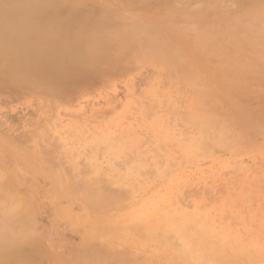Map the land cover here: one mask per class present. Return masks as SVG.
<instances>
[{"label": "rangeland", "instance_id": "obj_1", "mask_svg": "<svg viewBox=\"0 0 264 264\" xmlns=\"http://www.w3.org/2000/svg\"><path fill=\"white\" fill-rule=\"evenodd\" d=\"M62 1L67 6L108 11L115 24L151 26L163 41L175 37L176 49L188 50L183 36L195 40L194 35L208 25L215 35L226 34L225 38L236 37L241 42L223 39L218 42L224 44L218 45L221 51L222 45L225 49L221 56L211 54V59L206 56L203 62L183 61L194 72L189 70L193 74L189 77L181 75L194 78L183 80L189 85L179 80L183 72L174 69L177 63H147L138 57L131 59L129 66L125 62L127 65L106 67L107 73L91 76L93 81L90 79L81 90L53 101V97L40 95V90H24L27 94L22 91L26 94L22 97L15 95L19 90L0 92V174L6 185L12 186L8 189L13 188L27 201L22 206L17 204V210L29 211L24 227L32 231L23 227L29 231V239L36 233L35 240L26 243L32 264H70L87 247L95 250L104 264H264L263 123L260 126L264 122V0H210L209 5L204 0H174L170 5L162 0H147L145 4L128 0ZM192 24L198 33L193 34L192 28L189 33ZM214 34L211 37L218 38ZM226 40L231 44L225 45ZM246 51L249 61L256 57L250 62L252 69L246 65L248 61L245 63L249 58ZM217 57L223 61L218 62ZM171 69L176 71L175 78ZM229 86L236 87L232 91ZM204 89L211 97L215 90L219 92V98L216 91L215 98L202 93L212 99L208 104H215L217 111L206 106L208 99L200 95ZM246 94L250 101H246ZM178 97H183L182 103ZM207 107L219 125L209 132L211 136H204L201 124L183 119L184 112L188 116L192 110L202 114ZM257 108L262 112L256 113ZM237 119L246 125H238ZM203 139L207 143L204 148ZM84 180L93 189L100 186L99 193L102 182L109 181L115 192L106 184L108 190L104 188L102 194L113 195L111 201H116L87 206L84 196L88 191L66 188V183ZM2 183L0 179L5 190ZM90 257L83 262L76 259V263L92 264L96 258Z\"/></svg>", "mask_w": 264, "mask_h": 264}, {"label": "bare ground", "instance_id": "obj_2", "mask_svg": "<svg viewBox=\"0 0 264 264\" xmlns=\"http://www.w3.org/2000/svg\"><path fill=\"white\" fill-rule=\"evenodd\" d=\"M128 1L131 3H134V4H140V3L145 4L147 2V0H128ZM162 1H164L167 5H170L171 3H173L174 0H162ZM189 2H190V0H189ZM176 3H178V2L176 1ZM176 3H175V5H176ZM204 3L209 5L210 0L209 1L204 0ZM198 4H200V3H198ZM200 5H202V4H200ZM74 6H75L74 4L67 6L64 4V2L62 0H0V92H2V91L4 92L5 90H7V91L11 90V91L17 92V90H19L20 93L19 92L15 93V95L17 94L16 97L17 96L22 97L26 93V91H24V90H27L29 92H31L33 90H40L41 91V93L39 92L40 95L43 94L46 97H51V98L53 97L52 98V101H53V99H55V98L56 99L63 98V97H66L70 94L76 93L77 91L81 90L84 86H86V84L88 82H90L91 80L93 81V79H92L93 77H91V76H94V78H96V77L98 78L99 76H97V75H100V74H103L104 72H106L107 71V70L105 71L106 67H110L112 65H118L121 63L122 64L128 63V66H129V63H132L130 60L132 59V61H134V59L135 58L138 59V57L142 58V60H144L146 62L152 60L157 64H160L161 62H164V63L165 62H167V63L168 62H175V63H177L176 64L177 66L175 65L173 67L176 71H178L179 74L181 72H183L182 74H180V76H179V74H177V75L181 78V79L179 78V80H182V82L184 83L185 81H183V80L190 81V80L194 79V78H192V76L190 77V78H192L190 80L184 76L182 78V76H181L183 74L184 75L187 74L186 76L189 77L188 75L191 74V73H188L190 70L189 69L190 67L189 66L185 67V65H187V64L183 63V61L187 60V58H190L189 60L193 61L192 63H194L198 60H202V62H203V60H205L206 56L208 57V55H211V54L217 55L218 54L221 56L222 55L221 53H225V49L223 48L224 44L220 43V44H223L222 45L223 51H221L220 50L221 47H219L221 45L218 42L222 41L223 39H227V38H225L226 34L224 35V37H223V35H219V34L215 35L213 33L214 29L213 30L211 29L212 30V32H211L209 30V28H211V26L208 28L209 25L207 23L206 24L208 26L205 29H201L200 31H198V32H201L202 35L197 32L198 29L197 30L195 29V24L190 25V29H188V31L191 30V28H192L193 34H196V32H197L198 35H194V37L196 36L195 40L188 39L189 35L187 36V38L185 36H183L184 39L186 41H188L189 49L188 50H182L184 47L182 49L179 47L176 49L178 40L175 37L169 38L168 41H163L160 38V35H158L157 32H155L154 30H152L150 28L151 26L144 28V27H141L142 25H140L138 23H135V24L131 23L129 25L128 24H120V23L115 24L114 18L111 16V14L108 11L103 10L102 12L101 11L96 12L92 9L86 10V9L78 8V7H74ZM212 25H214V24H212ZM237 26L239 27V23L237 24ZM153 27H154V25H153ZM188 27H189V25H188ZM176 28H178V27H176ZM155 29H158V27H156ZM180 29L182 30V31L180 30L181 32H185L187 28L185 27L184 29L183 28H180ZM193 29H194L195 33H194ZM192 32L189 31V33H192ZM211 33H213L215 36H218V38H215L213 36L211 37V35H213ZM235 38L232 37V39L234 41H236V42H237V40L240 41L238 38H237V40ZM230 39H227V40L232 41V43H234V41L230 40ZM227 40L225 41V43L228 42ZM229 43L230 42L226 43L225 45H228ZM234 44H236V43H234ZM239 44H241L243 46L242 43H239ZM145 46L149 47L148 51L151 49L150 52H148L150 55H148V53L146 51L147 48ZM217 46L219 48V51H218ZM250 46H251V44L248 46V48H250ZM134 48H138V49L132 50ZM143 48H146V49H143ZM243 48H245V47H242V49ZM139 49H140V51H139ZM236 50L237 49H235V51ZM142 51H143V53H142ZM144 51L147 54L144 55V53H145ZM230 51H232V50H230ZM247 51H249V50L247 49ZM132 52L135 53V55H134L135 57L132 56L133 55ZM140 52L142 55L140 54ZM233 52L234 51H232V53ZM131 53H132V55H131ZM198 53H200V55H198ZM248 53L249 52H247V55H248ZM255 53L258 54L257 52H254L253 54L255 56H257V57L261 56V55H256ZM138 54H140V55H138ZM233 54L231 55L232 57H234V55H235V54L234 55ZM253 54H251L252 55L251 58L253 57ZM198 56H200L201 58H198ZM132 57H134V58H132ZM209 57L211 59V56H209ZM230 57H229V59H230ZM248 57H249V55H248ZM263 57L264 56H262V58ZM255 58L253 57V59H255ZM262 58L259 60H262ZM249 59H250V57L245 61V63L247 61L249 62V64H246V65H248L247 66L248 68H250L249 66L252 65L250 62L253 60L252 59L251 61H249ZM213 60H215V59L213 58ZM217 60L219 62L220 60H222V58H220V60H219L217 57ZM128 61H130V62H128ZM224 62L226 64V61H224ZM224 62H222V63H224ZM245 63L243 62V64H245ZM122 64H121V66H122ZM172 64H174V63H172ZM198 64H199V62H198ZM225 64H223V65H225ZM243 64L241 63V65L244 67ZM258 65H260V64H258ZM231 66H233V65H231ZM237 67L239 68L240 66L237 65ZM247 67L245 68V70L247 69ZM117 68L119 69V66ZM223 68H225V67H223ZM120 69H122V68H120ZM194 69H196V68H194ZM250 69H252V68H250ZM172 70L173 69H171V71ZM201 70H203V69H201ZM214 70H216V69L214 68ZM256 70H258V69H256ZM111 71H112V69H111ZM176 71L171 72L172 76L174 75L173 72H176ZM191 72H193V71H191ZM175 75L173 76L174 78H175ZM191 75H193V74H191ZM194 75L198 76L196 71H195ZM236 75H237V77H239V74H236ZM242 75H244V74H242ZM166 77H167V75H166ZM259 78L261 80L262 77H259ZM236 79L238 80V78H235V80ZM198 80H200V79H198ZM165 81H168V80L165 79ZM205 82L206 81H203V83H205ZM253 82H254V80H253ZM185 83H187V85H189L187 81ZM239 83H241V82H239ZM207 84H208V82H207ZM231 84H233V83H231ZM247 84H249V83H247ZM97 85H99V84H97ZM255 86H257V85H255ZM210 87L211 86H209L208 89H210ZM230 87L231 86H229V88ZM234 87H236V86H234ZM234 87L232 86L233 89H234ZM179 88L181 91L182 88L181 87H179ZM232 88H230V89L233 91ZM89 90H90V88H89ZM206 90L207 89H204L202 92L200 90L199 91V92H201L200 95H202V93H204L206 96L209 95V94L205 93L208 91V90L207 91ZM210 90H214V87ZM22 91L25 93L21 94ZM186 91H184V92L186 93ZM215 91H214V93H215ZM214 93H212V97H211V93H210L209 97L215 98V97H213ZM18 94H21V95L19 96ZM26 94L24 96H26ZM34 94H36V93H34ZM228 94H231V93H228ZM216 95L218 97L219 92L217 94V91H216L215 96ZM246 95L249 99L245 96H244L245 98H243V97H241V98H243V99L247 98L246 101L247 100L250 101V96L248 94H246ZM202 96L205 100L208 99V98L206 99L204 97V95H202ZM217 97H216V99L219 98V97L218 98ZM35 98H36V96H35ZM35 98H34V100H35ZM178 99H179L178 101H181L183 99V97H182V99H181V97L180 98L178 97ZM205 100H204V102H205ZM209 100H212V99L209 98L205 102V104H206V106L208 105V107L212 106L211 107V109H212L215 104H212V105L208 104ZM57 102H59V101H57ZM210 102L214 103L213 101H210ZM181 103H182V101H181ZM59 104H60V102H59ZM222 105H224L223 102H222ZM170 107H171V105H170ZM203 107H204V105H203ZM208 107H207L208 111H204V109H203V112H205V113H202V114L196 113L195 110H192L189 113V116L186 114L187 111L184 112L186 116L183 115L184 113H182V114L180 113L181 116L182 115H183V117L185 116L183 119H186V117H188L189 123L190 122H191V124L194 123L197 126H198V124H199V126L201 124L202 127H200V128L202 129L201 131H202V133H204V136L206 135V133L211 136V133H209V132L213 129H217L219 126V125H217V122L215 121V119L214 120L212 119L213 116L210 114L212 110L208 109ZM215 107L216 106H214V109L216 110L217 107L216 108ZM229 108L231 109V105ZM52 109H53L52 111L56 110V109L54 110V108H52ZM232 109L234 110V107ZM232 109H231V111H232ZM258 109L259 108L256 109V111H255L256 113L262 112V110H264V107L262 108L261 111L260 110L258 111ZM209 110H210V112H209ZM228 111H229V109H228ZM218 112H220L219 111V105H218ZM237 114L238 113H236V115ZM240 114H242V113H240ZM148 115H149V111H148ZM242 115H245V114H242ZM246 115L248 116L249 113ZM250 115H252L251 112H250ZM51 116H53V115H51ZM55 116H57V115H55ZM233 117L235 120V115L233 116V114H232V118ZM215 118H216V120L218 119L217 117H215ZM255 120L257 121V119H255ZM235 121L233 122V124L236 123ZM238 121L239 120L237 119V122ZM229 122H231V121H229ZM239 122H238V125H246V123L245 124L244 123L239 124ZM262 123L264 125V122L262 121L260 123V126L262 125ZM263 125L261 127L264 128ZM260 126L258 125V128H260ZM195 128H196V126H195ZM188 130L189 129H187V131L186 130L185 131L189 133ZM193 130H196V129H193ZM236 130H238V129H236ZM248 130H250V128H248ZM251 131H252V129H251ZM254 131H256L255 133L258 135L257 130H254ZM252 134H254V133H252ZM256 134H254V135L256 136ZM230 135L231 134H229V136ZM214 136H216V135H214ZM185 137H186V133L184 134V138ZM233 137H235V134ZM204 138H206V137H204ZM186 139H187V137H186ZM211 139L212 138L210 137V140ZM248 140H249V138H248ZM241 141H242V139H241ZM202 142H204L203 148L206 147L204 145L206 143V140L203 139ZM208 142L210 144L209 140H208ZM246 142H247V140L245 141V144H246ZM109 144H110V141H109ZM109 144H107V145L109 146ZM211 145H209V146H211ZM201 146H200V148H201ZM55 147H56V145H55ZM13 150H15V149L12 148L11 151L13 152ZM204 150H207V149L205 148ZM56 152H57V150H56ZM199 155H201V154H199ZM30 160H32V159H30ZM125 160H123V161H125ZM27 162H29V161H27ZM31 164H32V162H31ZM35 167L37 168V166H35ZM122 168H124V167L122 166ZM122 168H120V169H122ZM87 171L89 172V170H87ZM89 174H91V173H89ZM140 174H141V172H140ZM82 175H84V174H82ZM85 175H87L86 172H85ZM116 176H117V174H116ZM56 177L58 178V176H56ZM0 179L5 184V190H4V188H2V185L0 184V264H7V263H10V264H12V263L13 264L14 263L15 264H32L31 256L26 251V247L29 244L26 246V243L27 242L28 243L33 242L30 240L32 238H34V240H35L34 235L36 233L33 234V236L31 235L30 236L31 239H29V237H28L29 235H28L27 231L28 230L32 231V229H28V228L24 227L25 220H27V218L29 216V211L19 212L17 210V208H18L17 204H20L22 206V204L23 205L27 204V201L21 195H18L14 191H12L13 188L11 190L8 189V187L11 188L12 186L10 187V185H6V183L4 182L3 174H0ZM60 179L63 180L62 177H60ZM85 181L86 180H84L83 183L79 182L77 184H71V185L66 183V188H67V190H70V191H72V190L76 191V190H82V189L88 191L89 193L86 194V196H84V201L87 204V206L90 205V206L95 207V206H99L100 204H102L104 202L106 203V201L110 202L112 200L110 197H112L113 195L109 197L107 195L102 194L103 189L105 188V190H106V188H108L109 185L107 183L110 181V179L108 182L105 181L106 183L102 180L103 181L102 183L105 185V187H104V185L101 186V188L103 187L101 193H99V187L100 186L99 187L96 186L98 188L96 190V189L91 188L88 185L89 183H87ZM8 183H9V181H8ZM93 183H95V182H92V184ZM110 183H112V185H113V181L112 182L110 181ZM108 189L110 190V192L114 191V190H112L113 188H111V187ZM16 190H17V188H16ZM4 192L7 194L3 195ZM114 192H112V194ZM65 193H66V191H65ZM113 198H114V196H113ZM114 200L115 199H113V201ZM113 201H111V202L114 203L116 200L114 202ZM111 202H110V204H111ZM123 206L124 205H122V207ZM146 215H147V213H146ZM147 217H148V215H147ZM23 227L25 228V230L26 229H28V230L25 231ZM37 237H39V236H37ZM26 238H28L29 241ZM87 250H88V247H87L86 251L83 254H81V256H79V254L77 253L78 255H76L74 257V259L70 262V264H77L76 259H81V261L83 262L84 258H88V259L91 258L90 255L94 256L96 258V260L92 261V264H104L103 263L104 259L101 258L98 260V256L96 255L95 250H92V249H90L88 251ZM85 263H88V262H85ZM108 263H109V261L107 262V264Z\"/></svg>", "mask_w": 264, "mask_h": 264}]
</instances>
